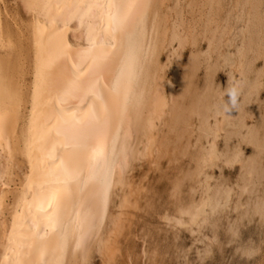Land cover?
<instances>
[{
	"label": "bare ground",
	"instance_id": "bare-ground-1",
	"mask_svg": "<svg viewBox=\"0 0 264 264\" xmlns=\"http://www.w3.org/2000/svg\"><path fill=\"white\" fill-rule=\"evenodd\" d=\"M20 1L17 37L0 8V264H161L155 222L211 244L231 207V236L264 223V0Z\"/></svg>",
	"mask_w": 264,
	"mask_h": 264
},
{
	"label": "rangeland",
	"instance_id": "rangeland-1",
	"mask_svg": "<svg viewBox=\"0 0 264 264\" xmlns=\"http://www.w3.org/2000/svg\"><path fill=\"white\" fill-rule=\"evenodd\" d=\"M0 4L1 11L4 14H2V17L9 22L14 36L17 37L16 34H18L17 29L19 26L23 27L29 24L27 18L29 12L22 6L20 0H1ZM188 57L189 52L186 53L185 59L187 60ZM165 59L166 55H164V61H166ZM168 74L171 76V71ZM199 79L200 84H203L204 72L200 73ZM217 82L222 84L226 89L228 73L220 70L219 76H217ZM262 99L264 101V90L261 93ZM225 100H227L226 96ZM230 114L237 115L238 110H232ZM251 147V145H244V153L247 155L252 154L253 149ZM164 164L168 166L166 160ZM182 165L186 166L184 162H182ZM239 170L240 166L238 164L234 166L226 165L225 167V164L219 162V165L215 167L212 173L215 174L216 178H220L221 174H223L225 178H228L231 182H235ZM220 179L224 178L221 177ZM160 186V191L166 190L168 186L167 180L161 182ZM166 194L164 192L162 200L167 199ZM237 214V211L232 207L228 209L226 216H223L221 219L222 225L218 228L220 241L213 244L206 237H213L210 229L211 226L209 229H204L203 232L198 233L181 227L179 228L180 231H177L163 222H155L153 224L154 237L150 241L152 250L159 248L161 252L159 257L161 264H264V223L259 221L257 217H253L251 221L246 218L241 222L238 235L231 236V233L227 231V222L229 218L232 221L236 220ZM208 248H211L210 252L207 251ZM248 249H252V252H248Z\"/></svg>",
	"mask_w": 264,
	"mask_h": 264
},
{
	"label": "clouds",
	"instance_id": "clouds-1",
	"mask_svg": "<svg viewBox=\"0 0 264 264\" xmlns=\"http://www.w3.org/2000/svg\"><path fill=\"white\" fill-rule=\"evenodd\" d=\"M224 95L227 97L222 105L224 111L230 113L232 110H238L240 107V89L234 84H229L224 91Z\"/></svg>",
	"mask_w": 264,
	"mask_h": 264
}]
</instances>
